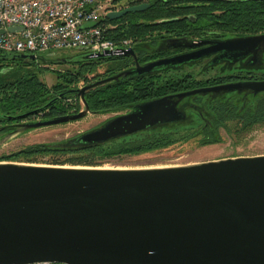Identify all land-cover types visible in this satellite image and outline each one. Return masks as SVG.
<instances>
[{"label": "water", "instance_id": "1", "mask_svg": "<svg viewBox=\"0 0 264 264\" xmlns=\"http://www.w3.org/2000/svg\"><path fill=\"white\" fill-rule=\"evenodd\" d=\"M130 9L109 15L119 16ZM96 23L85 22L82 28ZM168 42V48L187 50L145 63H139L133 47L59 60L124 55L131 56L134 65L67 91L80 98L83 108L78 112L25 122L20 129L81 119L91 113L84 92L110 80L203 59L212 66L254 65L258 53L264 52V33ZM12 56L35 59L33 54ZM234 91L262 93L264 79L144 100L73 140L103 143L183 121L182 99ZM44 262L264 264V154L145 168L0 162V264Z\"/></svg>", "mask_w": 264, "mask_h": 264}, {"label": "trees", "instance_id": "2", "mask_svg": "<svg viewBox=\"0 0 264 264\" xmlns=\"http://www.w3.org/2000/svg\"><path fill=\"white\" fill-rule=\"evenodd\" d=\"M126 9L130 10L119 16L109 15ZM97 25L118 45L130 40L139 63H145L187 50L168 48L170 39L190 42L264 33V0H113L110 11L97 20ZM10 54L0 51V138L18 131L25 122L79 111L80 98L67 91L77 88L79 82L90 84L134 65L133 58L124 55L65 61L70 67L57 70L56 82L47 86L38 77L39 56L25 61ZM199 62H204L202 73L213 67L208 59H203L110 80L87 89L84 100L91 113L114 116L144 100L232 79L264 77V62L253 66L242 63L234 72L208 77H196L184 70ZM179 107L186 112L183 121L97 144L76 143L73 139L77 134L66 140L1 153L0 161L103 166L116 157L158 151L191 140L200 146L219 143L223 141L222 131L238 144L253 129L264 125V92L195 94L182 99Z\"/></svg>", "mask_w": 264, "mask_h": 264}, {"label": "rangeland", "instance_id": "3", "mask_svg": "<svg viewBox=\"0 0 264 264\" xmlns=\"http://www.w3.org/2000/svg\"><path fill=\"white\" fill-rule=\"evenodd\" d=\"M119 8L120 6L117 5L116 10H118ZM78 54H80V51L74 48L55 49L40 53L39 58L37 59L38 61H36V68L38 69L39 79L43 81L47 86H52L56 82V77L58 75L57 70H64L70 67L67 63L61 62L59 60L71 58ZM241 65L242 63H237L234 66L229 67L225 64H219L202 73L201 67L204 66V62H199L195 65H191L190 67H185L184 70H188V72L196 77H208L214 74L234 72ZM83 85V82H79L77 87ZM112 115L113 114H94L89 112L81 119L75 121L43 126L39 128H32L29 130L20 129L0 138V154L25 148L29 145L66 140L74 135L81 134L82 132L96 126ZM222 133L224 135L223 141L219 143L200 146L195 140H191L185 143L174 144L158 151L144 153L142 152L137 155H124L116 157L112 159L111 162H108L100 167L145 168L180 166L227 157L264 154V125L258 126L253 129L238 144H234L230 137H228L223 131ZM42 264L57 263L45 262Z\"/></svg>", "mask_w": 264, "mask_h": 264}, {"label": "built area", "instance_id": "4", "mask_svg": "<svg viewBox=\"0 0 264 264\" xmlns=\"http://www.w3.org/2000/svg\"><path fill=\"white\" fill-rule=\"evenodd\" d=\"M112 1L0 0V51L35 56L68 48L117 52V47L126 46L129 41L116 44L98 25L82 28L84 22L97 21L108 12Z\"/></svg>", "mask_w": 264, "mask_h": 264}, {"label": "bare ground", "instance_id": "5", "mask_svg": "<svg viewBox=\"0 0 264 264\" xmlns=\"http://www.w3.org/2000/svg\"><path fill=\"white\" fill-rule=\"evenodd\" d=\"M110 9V8H109ZM110 11V10H109ZM108 11V12H109ZM107 13V12H106ZM105 13V14H106ZM88 22H90V21H88ZM97 22V21H96ZM85 23V22H84ZM96 25H97V23H96ZM96 25H94V26H96ZM90 27H93V26H90ZM14 28H16V27H14ZM18 28V27H17ZM87 28H89V27H87ZM18 29H20V28H18ZM127 41H129V43L126 45V46H123V47H117V52H118V50H123V49H126V48H128V47H131L130 46V40H127ZM79 51H83L84 53H88V54H96L97 52H104V51H106V50H103V51H96V52H91V51H87V50H84V49H78ZM109 51H111V50H109ZM2 52V51H1ZM5 53H11V54H31V53H21V52H5ZM116 53V52H115ZM10 54V55H11ZM35 56V55H34ZM14 58V57H13ZM37 58V56H35V59ZM20 59V58H19ZM28 59V58H27ZM38 59V58H37ZM36 59V60H37ZM34 60V59H33ZM32 62V61H31ZM35 62V61H34ZM238 63H243V62H238ZM230 67H232V65H229ZM78 87H81V86H78ZM82 103V102H81ZM82 108H83V105H82ZM81 108V109H82ZM19 120V119H18ZM257 155V154H256ZM67 166V165H66ZM77 167H87V166H77ZM96 167H100V166H96ZM105 168H108V167H105Z\"/></svg>", "mask_w": 264, "mask_h": 264}, {"label": "flooded vegetation", "instance_id": "6", "mask_svg": "<svg viewBox=\"0 0 264 264\" xmlns=\"http://www.w3.org/2000/svg\"><path fill=\"white\" fill-rule=\"evenodd\" d=\"M80 53H84L83 51H80ZM25 61H29V59L25 58L23 59ZM258 62V64H262V62H264V52H260L258 53V56H257V59H256V62L254 63V65ZM234 66V65H232ZM253 66V65H252ZM260 79H264V77L262 78H259V79H247V78H244V79H232V80H228L226 82H233V81H241V80H260ZM207 87V86H206Z\"/></svg>", "mask_w": 264, "mask_h": 264}]
</instances>
